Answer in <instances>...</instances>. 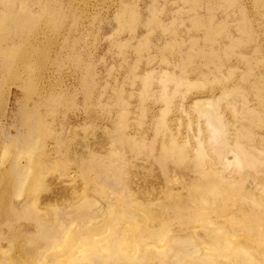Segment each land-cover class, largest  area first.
<instances>
[{
	"label": "rangeland",
	"instance_id": "1",
	"mask_svg": "<svg viewBox=\"0 0 264 264\" xmlns=\"http://www.w3.org/2000/svg\"><path fill=\"white\" fill-rule=\"evenodd\" d=\"M0 164V264H264V0H0Z\"/></svg>",
	"mask_w": 264,
	"mask_h": 264
},
{
	"label": "bare ground",
	"instance_id": "2",
	"mask_svg": "<svg viewBox=\"0 0 264 264\" xmlns=\"http://www.w3.org/2000/svg\"><path fill=\"white\" fill-rule=\"evenodd\" d=\"M209 103H210V101L209 100H199V101H196L195 103H194V105L196 106V108H197V106H200V107H198L199 109L200 108H202L201 106H203L202 104H206V105H209ZM205 105V106H206ZM197 108V109H198ZM208 108V107H207ZM206 108V109H207ZM199 111V110H198ZM200 112L204 115V116H206L207 117V121H209V123L214 127V130H216L217 132H222L221 134H219V135H224V131H223V128H220V127H218L217 125H216V123H219V121H218V118H217V116H215V114L213 113V112H211L210 110H203V109H200ZM215 131V132H216ZM212 139L213 140H215L216 139V137H212ZM216 141V140H215ZM199 154L201 155V157H200V160L202 161V153L201 152H199ZM17 166L18 167H20V164H17ZM23 167V166H22ZM4 172H6V167L4 166V165H2V164H0V174H3ZM10 172V171H9ZM13 175V174H12ZM9 180H11V179H9ZM32 180L34 181V178H32ZM11 182V181H10ZM9 182V183H10ZM8 183V185H7V187L8 186H10V184ZM13 183V182H12ZM7 187H5L4 188V190H0V205H4V201H7V195H8V188ZM75 187V186H74ZM63 188V187H62ZM76 188H80V187H77L76 186ZM75 188V189H76ZM64 189V188H63ZM62 189V190H63ZM71 189V188H70ZM72 189H74V188H72ZM27 190V191H26ZM31 190V186H27L26 187V189L24 190V193L25 192H28V191H30ZM61 190V189H60ZM54 191V190H53ZM64 192H62V191H58V192H55L54 191V193L53 194H51V195H46V196H42V197H40V198H36L35 200H33V201H30V202H28V203H25V204H22V202H18V203H16L15 205H14V207H15V209L16 210H18L19 211V209H20V211H19V214L17 215V219L19 220L20 218H22L21 216H22V214H21V212H24L27 208H32L34 211H35V213L37 214V217H38V222L36 223V226L38 227V231H37V236L39 237V238H43V239H46V238H48V236H50L53 232H52V230H50V227H47V226H43V224L41 223V220L42 219H44V220H42V222L43 221H45V220H47V219H49L50 217L52 218V215L51 214H47L46 213V211L43 209V208H40V206H39V203H42V202H44V201H48V200H50L51 199V197H53L54 198V200H57V199H61V197L63 196V195H65L66 196V194H68L67 196L69 197V192L68 193H66L67 191H65V190H63ZM69 191V190H68ZM51 192V191H50ZM52 193V192H51ZM64 193V194H63ZM66 193V194H65ZM27 195V194H26ZM84 196V195H83ZM6 198V199H5ZM65 198V197H64ZM234 198V197H233ZM70 199H74V198H70ZM70 201V200H69ZM79 201V200H78ZM78 201H76L75 202V199L71 202V203H77ZM246 202V200L244 201V203ZM248 202V201H247ZM45 203V202H44ZM5 204H6V202H5ZM65 205V204H64ZM63 205V206H64ZM68 205V204H67ZM247 205V204H246ZM24 206V207H23ZM60 206V205H59ZM1 207V206H0ZM3 207V206H2ZM66 207V206H65ZM26 208V209H25ZM26 212V211H25ZM27 214V213H26ZM111 218L113 219V220H117L120 216H119V214L118 213H112L111 215ZM99 220H101V219H99ZM99 220H98V222H99ZM98 222H93V223H95V224H93L94 226V228H96L95 230L96 231H98V230H101L102 229V226H101V224H99ZM101 222V221H100ZM23 226H25V223H24V225ZM30 226H32V224H28V228H32V227H30ZM18 227L19 226H17V227H14V230H13V233L14 232H19V230H18ZM159 227V226H158ZM57 228V227H56ZM163 230V229H162ZM104 231V230H103ZM55 232V231H54ZM104 233V232H103ZM14 234H17V235H15V236H17V237H19V235H18V233H14ZM102 234V233H101ZM162 236L161 237H164L165 236V231L163 230L162 231V234H161ZM106 237L105 238H103L102 240H101V245H100V247L99 248H97L96 249V251H97V253H102L103 254V250H105V251H107L108 252V250H109V248L107 247V245L106 244H104V242L106 241ZM78 243H79V236H78V233L76 232V231H72L70 234H68L67 236H66V239L64 240V243H63V245H64V247L66 248V250H69V251H71V250H74V249H76V250H78L79 249V247H78ZM42 249H43V246H36L31 252H30V256L31 257H33L34 256V258L35 257H37V256H40V254H42V253H40L41 251H42ZM112 255H111V258H113V257H115V256H117L118 255V253L116 252V250L114 249L113 250V252L111 253ZM45 257H47V254L45 255ZM104 257H105V255H104ZM11 258V257H10ZM107 257H105V259H106ZM13 260V259H12ZM101 261H104V259H101ZM14 263V262H13Z\"/></svg>",
	"mask_w": 264,
	"mask_h": 264
}]
</instances>
